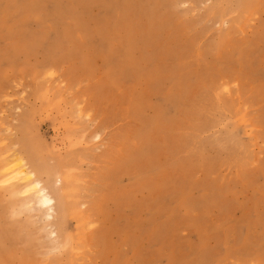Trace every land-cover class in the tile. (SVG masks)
Here are the masks:
<instances>
[{
    "label": "rangeland",
    "instance_id": "obj_1",
    "mask_svg": "<svg viewBox=\"0 0 264 264\" xmlns=\"http://www.w3.org/2000/svg\"><path fill=\"white\" fill-rule=\"evenodd\" d=\"M6 158L0 264H264V0H0Z\"/></svg>",
    "mask_w": 264,
    "mask_h": 264
},
{
    "label": "bare ground",
    "instance_id": "obj_2",
    "mask_svg": "<svg viewBox=\"0 0 264 264\" xmlns=\"http://www.w3.org/2000/svg\"><path fill=\"white\" fill-rule=\"evenodd\" d=\"M22 160H20L19 158H13V159L6 158L0 164V171H1L0 179L3 180V182L5 183L13 182V181L17 182L14 185L19 193L21 192L24 195H26V201L29 204L35 206L38 210L41 211L45 210V212L49 214V212L52 211L53 199L49 195L46 187H44L38 179H35L34 176L35 173L29 171V169L26 168V165L23 163ZM33 166L36 171L37 168H35V164Z\"/></svg>",
    "mask_w": 264,
    "mask_h": 264
}]
</instances>
